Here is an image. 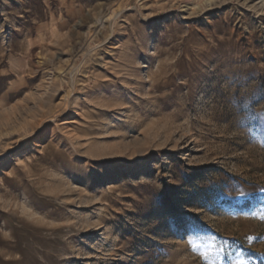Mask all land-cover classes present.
Segmentation results:
<instances>
[{"label":"rangeland","instance_id":"rangeland-1","mask_svg":"<svg viewBox=\"0 0 264 264\" xmlns=\"http://www.w3.org/2000/svg\"><path fill=\"white\" fill-rule=\"evenodd\" d=\"M261 189L264 0H0V264H252Z\"/></svg>","mask_w":264,"mask_h":264},{"label":"trees","instance_id":"trees-1","mask_svg":"<svg viewBox=\"0 0 264 264\" xmlns=\"http://www.w3.org/2000/svg\"><path fill=\"white\" fill-rule=\"evenodd\" d=\"M245 256H248L252 264H264V253L244 248Z\"/></svg>","mask_w":264,"mask_h":264},{"label":"snow or ice","instance_id":"snow-or-ice-1","mask_svg":"<svg viewBox=\"0 0 264 264\" xmlns=\"http://www.w3.org/2000/svg\"><path fill=\"white\" fill-rule=\"evenodd\" d=\"M260 191L264 192V189H261ZM5 235H7V234H5ZM221 251H222V249H221ZM230 264H246V262L243 259L238 257L235 261H231Z\"/></svg>","mask_w":264,"mask_h":264}]
</instances>
